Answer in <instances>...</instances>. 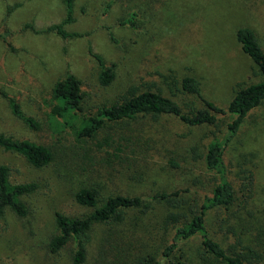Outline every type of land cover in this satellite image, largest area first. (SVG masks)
<instances>
[{
    "label": "rangeland",
    "instance_id": "rangeland-1",
    "mask_svg": "<svg viewBox=\"0 0 264 264\" xmlns=\"http://www.w3.org/2000/svg\"><path fill=\"white\" fill-rule=\"evenodd\" d=\"M131 12H136L134 26L121 24ZM65 14L62 0H0V89L15 97L22 111L38 123L36 129L26 125L0 95V132L45 144L53 152L50 164L35 168L21 155L0 148V163L9 166L11 182L38 184L25 197L30 211L26 218L16 219L10 212L0 216V264H65L63 256L57 261L46 256L45 242L54 230L55 212L82 216L91 211L74 200L79 184L98 186L102 197L183 186L198 174L204 177L198 159L183 147L189 144L204 151L210 141L221 139L230 121L228 115H218L217 126L189 127L173 117L144 116L120 125L108 123L94 137L78 138L73 126L50 113V89L65 73L80 79L85 113L111 105L130 84L159 89L186 110L187 104L199 102L181 90L184 76L198 78L203 96L222 106L237 83L246 86L264 79L235 37L238 27H250L264 49V0H73L74 21L64 27L82 36L37 32L60 22ZM93 54L114 64L115 78L106 87L97 81ZM131 129L156 143L146 157L138 154L139 167L127 173L114 160L112 140ZM227 152L232 171L234 165L235 170L241 166L253 172L251 213L244 210L240 217L264 221V102L244 117ZM169 157L182 166L168 169ZM164 212L160 204L147 215L129 210L120 228L135 225L150 249L158 243ZM214 220L210 211L211 233L227 246L228 235ZM99 233L100 228L88 261L96 255Z\"/></svg>",
    "mask_w": 264,
    "mask_h": 264
},
{
    "label": "trees",
    "instance_id": "trees-1",
    "mask_svg": "<svg viewBox=\"0 0 264 264\" xmlns=\"http://www.w3.org/2000/svg\"><path fill=\"white\" fill-rule=\"evenodd\" d=\"M62 1L65 17L37 32H55L62 38L82 36L79 32L66 31L64 25L74 21L73 0ZM109 5L107 3L106 7ZM135 16L136 12H131L121 24L134 26ZM109 34L112 41L117 42L113 34ZM235 37L242 52L250 58L257 72L264 76V49L256 32L250 27L240 26L235 31ZM93 57L98 65L97 81L106 87L115 78L114 64H106L98 54H93ZM180 87L184 93L197 99L199 106L192 102L186 105L188 109L185 110L177 100L164 95L159 89L130 84L111 105L102 104L96 110L85 113V91L80 79L67 72L54 82L50 89V113L73 126L78 138H92L108 123L120 125L144 116L153 120L160 116L173 117L189 127L217 126L218 115H228L230 121L226 123L221 139L210 141L204 151L189 144L183 147L186 153L198 159L200 173L204 176L199 177L198 174L183 186L168 191L114 193L102 197L98 186L79 184L73 194L74 200L90 207L91 211L82 216L55 212L54 230L45 242L47 257L57 261L63 256L65 264H264V221L250 222L240 217L244 210L251 213L248 202L252 193L253 172L241 166L235 170L234 165L232 171L227 152V146L236 136L244 117L264 102V79L246 86L237 83L225 106L205 98L196 77H182ZM0 95L7 99L13 115L29 127L38 128L37 121L22 111L15 97L2 89ZM129 132L121 133L112 140L114 160L127 173L139 167L138 154L146 157L156 143L153 137H142L134 129ZM0 148L21 155L35 168L47 166L53 161L49 146L2 132ZM166 164L168 169L182 166V162L174 157H169ZM233 172L234 176L231 175ZM9 177V166L0 163V216L10 212L16 219L26 218L30 211L25 197L33 194L38 184L35 181L11 182ZM156 204L162 205L165 212L160 223L158 243L148 249L144 243L146 240L137 234L135 225L132 229L120 228V225L126 220L129 210L136 209L141 215H147ZM210 211L215 213V226L228 235L227 246L211 233L207 221ZM99 228L96 255L88 261L90 247Z\"/></svg>",
    "mask_w": 264,
    "mask_h": 264
}]
</instances>
